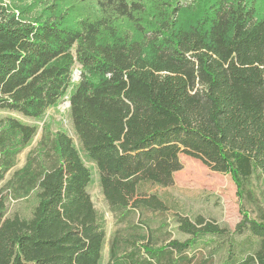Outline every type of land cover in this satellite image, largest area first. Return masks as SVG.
I'll return each mask as SVG.
<instances>
[{"label": "trees", "instance_id": "trees-1", "mask_svg": "<svg viewBox=\"0 0 264 264\" xmlns=\"http://www.w3.org/2000/svg\"><path fill=\"white\" fill-rule=\"evenodd\" d=\"M0 0V109L39 121L66 99L81 149L64 131L7 181L31 193L28 217L0 199V264H102L107 232L89 193L92 162L112 213L126 224L109 264H214L187 254L227 229L178 220L186 241L153 244L131 219L166 210L146 186L170 187L181 155L230 174L242 221L258 247L224 264H264V212L252 218L247 184L264 179V0ZM80 67L79 82L73 72ZM38 126L0 119V183Z\"/></svg>", "mask_w": 264, "mask_h": 264}, {"label": "rangeland", "instance_id": "rangeland-1", "mask_svg": "<svg viewBox=\"0 0 264 264\" xmlns=\"http://www.w3.org/2000/svg\"><path fill=\"white\" fill-rule=\"evenodd\" d=\"M1 1L4 6L19 15L20 11L14 6L12 0ZM193 2L194 0H185L181 5L188 6ZM77 82L79 79L74 81V83ZM8 117L16 118L28 125L38 126L37 136L18 155L15 167L8 172L5 180L0 183V199H5L7 216L28 217L37 203L35 195L31 193L22 199L13 200L5 188L7 181L13 177L16 171L26 165L30 155L39 151L40 144L46 134L64 131L73 138L79 149L81 147L74 131L68 99L59 106L50 109L39 121L30 120L0 109V119ZM180 159L183 168L174 174L172 186H146L149 194L156 195L165 203L166 210L134 215L131 221L135 228L138 226L143 235L150 234L153 238L151 239L153 244L164 246L173 240L183 242L191 238L179 230L178 220L180 218L194 221L196 218L202 217L207 222L215 223L221 228L227 229L229 233L224 237H206L195 249L187 252L190 256L195 255L197 259L213 256L214 264H224L232 248L239 257L245 252L256 250L258 247L256 239H250L247 233L244 235L236 234V228L243 216L240 198L237 194L238 189L232 176L212 171L202 161L186 155H181ZM84 160L93 174L89 193L96 210L103 217L106 225L107 238L102 254V264H109L112 241L120 231L122 235L126 233L127 225L120 223L118 217L111 212L103 195L99 173L95 165L88 161L85 156ZM247 189L251 192L252 199L245 195V209L252 218H259L264 212V179L259 175H254L247 184Z\"/></svg>", "mask_w": 264, "mask_h": 264}, {"label": "built area", "instance_id": "built-area-1", "mask_svg": "<svg viewBox=\"0 0 264 264\" xmlns=\"http://www.w3.org/2000/svg\"><path fill=\"white\" fill-rule=\"evenodd\" d=\"M184 1H185V0H181L180 4H183ZM74 71H75V72H73V82H74L75 80L80 79V76H81V70H80V67H79V66L76 67Z\"/></svg>", "mask_w": 264, "mask_h": 264}]
</instances>
